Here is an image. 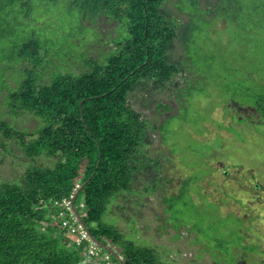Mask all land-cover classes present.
I'll return each instance as SVG.
<instances>
[{
	"label": "trees",
	"instance_id": "trees-1",
	"mask_svg": "<svg viewBox=\"0 0 264 264\" xmlns=\"http://www.w3.org/2000/svg\"><path fill=\"white\" fill-rule=\"evenodd\" d=\"M167 1L0 0V46L5 48L15 39L14 62L9 61L11 57H0V106L6 105L10 115L32 114L44 123L37 134H25L0 121L1 142L3 138L16 140L29 159L45 156L55 160L53 168L28 169L18 184H0V264H168L157 249L140 241L135 244L134 236L125 235L112 224L119 221L112 215L119 192H131L129 185L137 168L133 160L146 152L147 131H154L155 126L158 130L157 125L140 120L141 115L129 107V93L136 92L137 86H147L151 95L169 82L176 85L175 77L184 72L179 68L181 61L170 60L181 30L162 13ZM223 1L227 2L223 18L238 26L241 17L250 22L256 34L252 46L257 54L249 65V78L255 90L253 106L264 121V74L262 78L258 74L260 66L264 72V56L259 53L263 43L257 44L256 40L264 34V0ZM182 2L179 0L178 5L186 8ZM65 3L79 14L82 29H94L92 25L99 21L115 25L112 35L115 38L119 30L120 37L110 40L114 50L106 54L93 50L87 46L86 38L85 52H79V42H71V28L64 34L69 41L62 45L57 39L59 30L30 27L26 21L56 22ZM52 32L54 35H50ZM98 35L92 42L109 44L111 35ZM64 47L82 56L75 66L71 61L69 65H59L63 63L58 62V57ZM92 52L97 58L90 56ZM24 62L32 67L21 71L17 66ZM7 71L13 75L14 87L5 77ZM46 71L50 83L41 85ZM3 89L6 95L1 94ZM148 159L151 169L159 167V156ZM216 166L210 165L209 177ZM205 179L208 177L202 178ZM179 183L177 179L176 189ZM200 193L211 198L204 191ZM235 194L234 189L223 192L227 202L221 205L236 204L245 210L249 201ZM71 196L77 215L103 252L101 260H88L89 241L76 233L68 235L75 232L71 222L62 225L63 220L56 218L59 203ZM221 197L215 201L220 202ZM243 225V230L248 229L247 224ZM241 247L249 249L251 244ZM259 250L256 248L253 254L264 257ZM220 254H211L214 264H224Z\"/></svg>",
	"mask_w": 264,
	"mask_h": 264
},
{
	"label": "rangeland",
	"instance_id": "rangeland-1",
	"mask_svg": "<svg viewBox=\"0 0 264 264\" xmlns=\"http://www.w3.org/2000/svg\"><path fill=\"white\" fill-rule=\"evenodd\" d=\"M181 1L186 8L178 5L179 0H168L162 13L182 28L171 60L181 61L179 67L184 72L175 77L176 85L169 82L161 91L153 90L151 95L147 86H137L136 92L129 93V107L141 115L140 120L157 125L158 130L155 126L154 131H147L146 152L133 160L137 168L129 185L131 192H119V199L112 206V215L119 221L112 224L125 235L134 236L135 244L140 241L157 249L162 261L168 264H214L215 257L211 254L218 253L225 258L224 264L233 261L260 264L264 257L253 252L257 248L264 253V124L258 115L249 123L238 122L237 115L229 117L234 104L252 108L256 100L249 78V65L253 55L257 54L252 46L256 34H253L250 22L241 17L238 26H232L231 21L223 18L227 7L223 0ZM26 21L30 27L56 28L59 30L56 33L58 42L62 45L69 41L64 34L71 28L68 31L71 42L74 43V39L79 42V52L85 47L86 38L87 46L93 50L104 54L114 50L110 40L114 38L111 31L115 25L99 21L92 25L94 29H82L79 14L67 3L60 8L56 22L53 19L32 22L29 18ZM86 26L90 25L86 23ZM98 34L105 38L111 35L109 44L99 46L92 42ZM115 34L114 40L120 37L119 30ZM14 40L5 44V48L0 46V57H11V62L15 55ZM256 40L257 44L263 43L259 51L263 57L264 42L261 40H264V34ZM90 56L97 58L98 55L92 52ZM81 58L76 50L64 47L58 62L65 66L71 61V66H75ZM31 67L28 62L17 66L21 71ZM48 72L42 77L41 85L50 83ZM258 74L262 78L261 66ZM244 75L248 76L247 80ZM5 77L14 87L12 73L7 71ZM1 94L6 95L5 89ZM5 108L9 109L6 105L0 106V121L7 122L19 133L37 134L44 125L32 114L13 116L6 113ZM247 114L255 116L254 111ZM238 116L244 118L242 114ZM1 140L0 184H18L30 168L55 166V160L45 156L27 158L16 140ZM158 156L159 167L151 169L152 162L148 158L158 159ZM221 159L227 165H237L247 172L239 177L230 172L224 178L216 173V167L209 177L210 165H216ZM206 177L207 180H202ZM177 179L180 183L176 189ZM233 189L237 191V198L249 201L245 210L236 204L221 205L227 202L221 194ZM200 190L211 198L201 194ZM220 196L222 199L216 202ZM242 214L250 221L244 220ZM243 224H247L248 229L243 230ZM250 244L249 249L241 247Z\"/></svg>",
	"mask_w": 264,
	"mask_h": 264
},
{
	"label": "clouds",
	"instance_id": "clouds-1",
	"mask_svg": "<svg viewBox=\"0 0 264 264\" xmlns=\"http://www.w3.org/2000/svg\"><path fill=\"white\" fill-rule=\"evenodd\" d=\"M181 29L182 28H180V26H179V30H181ZM251 109H253V111L257 114V112L255 111L254 106H252ZM254 118H255V116H254ZM260 120H262L261 117H260ZM262 122L264 124L263 120H262ZM222 137L225 138V137H228V136H222ZM216 165H217L216 166L217 167L216 173L222 174L224 178H226L230 172L232 173V175L237 176V177H239V176L243 175L245 172H247V170H244V169H242L241 167H239L237 165H227V163L224 160H222V159L219 160V162ZM159 174H161V173L159 172ZM154 176H155V173H154ZM73 200H74V196H71V199L62 200L59 203V205H58L59 210L56 212V214H57L56 218H57V220H63V222L64 221H70L71 222V225L74 227V229L76 231L72 232V233H68V235H74V233H76L78 235H81V238L83 240H88L89 241L90 247H91V252H90V254L88 256V260H92V259L101 260L102 259L101 255H102L103 252H101L99 250L100 248L98 247V242L94 238H92V236L88 233V231L86 230V228H85L83 222L81 221L79 215H77V212H76V210L74 209V206H73ZM66 203H69V205H70L69 206V210H67V208L65 207ZM70 214H72V217H74L76 219V222H73L71 220ZM79 221H81V222H79ZM63 222H62V225H63ZM83 234H85L86 238L83 237ZM106 264H108V262Z\"/></svg>",
	"mask_w": 264,
	"mask_h": 264
},
{
	"label": "flooded vegetation",
	"instance_id": "flooded-vegetation-1",
	"mask_svg": "<svg viewBox=\"0 0 264 264\" xmlns=\"http://www.w3.org/2000/svg\"><path fill=\"white\" fill-rule=\"evenodd\" d=\"M232 107V114L229 115V117L233 116V115H237V120L238 122H242L243 120L247 121V123L250 122L251 119L254 118V115H249L247 114L248 111H253V109L249 108V107H246V108H241V107H238L237 105H233L231 106ZM223 108H225V105L223 106ZM255 113V112H254ZM238 114H242L244 118H240L238 116ZM257 117V114L255 113V118L256 119ZM221 136V135H220ZM222 137V136H221ZM240 216V215H239ZM242 217L244 220H248L250 221V219H246L244 218V214H242Z\"/></svg>",
	"mask_w": 264,
	"mask_h": 264
},
{
	"label": "built area",
	"instance_id": "built-area-1",
	"mask_svg": "<svg viewBox=\"0 0 264 264\" xmlns=\"http://www.w3.org/2000/svg\"><path fill=\"white\" fill-rule=\"evenodd\" d=\"M69 203H66L65 204V207L67 208V210H69ZM70 218H71V220L73 221V222H76V219L74 218V217H72V214H70ZM66 223H67V221H64L63 222V225H66ZM74 231H76L75 229H74ZM83 237H85L86 238V236H85V234H83Z\"/></svg>",
	"mask_w": 264,
	"mask_h": 264
}]
</instances>
